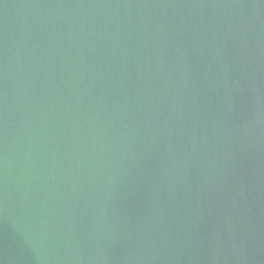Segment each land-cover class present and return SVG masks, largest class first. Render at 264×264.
Listing matches in <instances>:
<instances>
[{"label":"water","instance_id":"obj_1","mask_svg":"<svg viewBox=\"0 0 264 264\" xmlns=\"http://www.w3.org/2000/svg\"><path fill=\"white\" fill-rule=\"evenodd\" d=\"M0 264H264V0H0Z\"/></svg>","mask_w":264,"mask_h":264}]
</instances>
